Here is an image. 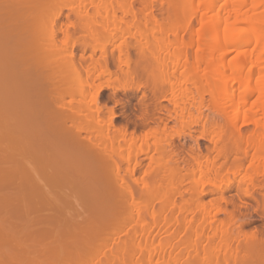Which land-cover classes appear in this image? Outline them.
Masks as SVG:
<instances>
[{"label": "bare ground", "instance_id": "1", "mask_svg": "<svg viewBox=\"0 0 264 264\" xmlns=\"http://www.w3.org/2000/svg\"><path fill=\"white\" fill-rule=\"evenodd\" d=\"M147 1L140 2L141 8L144 6L141 13V8L136 9L128 0H0V193L11 191L14 199L5 206L4 214L27 220L29 231L24 228L23 238L36 243L26 246L24 240L19 258L11 259L9 264H68L94 245L98 248L95 246L96 255H100L111 238L121 239L124 228L135 223L140 231L126 230L129 237L126 239L122 234L126 241L121 239L118 243L124 244L123 256L128 252L127 256L130 255L125 256L127 259L124 257L122 264H186L191 260H197L198 264H264V231L255 228L257 231L246 233L243 230L248 222L238 223L235 213L224 210L230 205L234 208L250 205L240 199L241 205L226 199L227 192L238 188L244 198L257 204L256 208L251 207L253 213L264 220V182L256 184L258 177L264 178V0H232L233 3L231 0H200L204 14L198 21L193 67L189 66L190 55L186 49L194 47V43L180 41L175 35H172L175 39L170 40L168 35L172 30L171 33L176 34L177 27L171 19V11L169 25L164 27L152 16L153 8ZM182 4L184 16L182 14L180 24L188 31L198 16L196 3L182 0ZM260 8L262 11H258ZM54 9L56 13L43 28V16ZM139 14L151 15L152 37L145 31L151 21L146 19V23L141 24ZM123 16H131L139 23H133L134 46L139 48L136 58L131 56V43H124L128 41L124 40V34L132 35V31L126 29L124 33ZM62 18L66 23L60 22ZM150 38L167 54L174 45L182 47L171 53L170 59L168 57L173 71L168 69L169 60L155 57L163 74L177 78V83L181 80L177 87L174 82L169 83L173 95L177 94L171 100L174 111L182 121L193 120L191 108L201 114L205 95H209L212 107L221 109L226 115L222 116L227 117L234 128L242 115L247 120L245 124L258 118L259 112L263 115L261 121L258 118L255 124L252 122L262 132L247 137L242 131H232L228 137L222 128L216 135L220 160H227L235 152L231 147L221 146L231 139L236 143L233 146L237 152L242 151L245 156L252 151V164L245 175H241L243 185L238 186L235 181L243 174L240 160L234 162L233 167L221 164L223 166L215 170L216 164L213 165L211 159L202 162L191 175L196 180L195 187L209 185L212 192L220 194L226 206L223 210L216 206L220 199L207 201L209 207L202 204L200 197L191 200L182 197L180 203L178 199L169 201L166 195L178 186L174 182L178 179H175L178 166L167 171L166 145L169 147L174 135L166 136L164 128H159L162 133L159 129L152 131L153 128L143 134L135 130L129 132L128 125L116 123V106H123V102L108 107L101 99L104 90H111V96L117 98L119 92H139L143 80L150 86L148 78L153 75V79L157 73L153 74L154 62H147L144 56L149 52ZM230 51L237 54L227 61ZM109 54L114 55L113 60ZM205 62L207 67L203 69ZM123 77L127 79L124 87ZM117 78L121 88L111 86L112 80ZM74 80L79 85L77 88ZM152 81L156 87L155 79ZM235 101H238L237 106ZM233 103L234 110L231 109ZM217 112L221 114L220 110ZM195 123L197 120L192 122ZM151 150L158 154L156 159L150 156L157 170L145 174L148 180L134 179L142 165L139 156ZM123 164L128 166L126 175ZM225 171L232 177L226 182L221 178L228 175ZM218 178L222 181L217 182ZM162 181L169 187L162 185ZM138 189L146 192L140 194ZM155 200L162 202V210L158 212L152 210ZM214 207H217L215 212ZM171 208L174 212L178 210L179 215ZM170 209V214H175L173 217L166 216ZM198 211L199 220L206 228L199 225L203 229L197 227L200 231L196 228L190 233L189 224L198 220ZM221 214L225 219L218 218ZM188 216H191L189 221ZM168 225L176 236L164 241L166 232H162V227ZM155 227L158 231H154ZM12 233L9 225L0 224L1 241L12 239ZM103 234L106 237L94 244ZM129 239L132 243L127 244ZM104 253L105 250L100 258L96 256V261L105 257Z\"/></svg>", "mask_w": 264, "mask_h": 264}, {"label": "rangeland", "instance_id": "2", "mask_svg": "<svg viewBox=\"0 0 264 264\" xmlns=\"http://www.w3.org/2000/svg\"><path fill=\"white\" fill-rule=\"evenodd\" d=\"M123 1H126V0H123ZM128 1H131L134 5H135V8L136 9H139V8H141V4H140V2H142V0H128ZM144 1V0H143ZM179 1V0H178ZM177 0L175 1V0H165V1H163L162 2V0H148L147 2L150 4V5H152L151 7L153 8L152 9V16H156V19L159 21V22H161L162 23V25L164 26V27H168V25H169V18H170V13H171V15L172 16H174V17H172L171 16V19L175 22V24H176V28H175V33L176 34H174V32L173 33H171L170 32V34L168 35V37L170 38V40H174L175 38H177V39H179L180 41H183V42H189L190 40L194 43V42H196L197 43V40H198V33H199V31H198V28H199V19H201L202 18V16H203V14H204V12H203V10L200 8V6H199V4H200V0H195V3H196V8L195 9H197V15L199 16H197V18L195 19L194 18V20H193V24H192V27H189L190 28V30L188 29V31H187V29H186V31L182 28V20H183V16H184V9H183V4H182V0H180L179 2H178ZM231 2H232V0H231ZM233 3V2H232ZM140 4V5H139ZM235 5V4H234ZM236 6V5H235ZM142 9V10H141ZM140 9V11H141V13L143 12L144 13V6H142V8ZM170 9V10H169ZM52 11V10H51ZM51 11H48L47 12V14L45 15V16H43V28L44 27H46V25L48 24V22H49V20H51L50 19V16L53 18V16H54V12L55 11H57L56 9H54V11H52L53 12V14H52V12ZM137 11H139V10H137ZM140 11H139V13H140ZM169 11H171L170 13H169ZM258 11H262L261 10V8L258 10ZM257 11V13H259ZM50 13V14H49ZM56 13V12H55ZM65 13H67V11L65 12ZM68 14V13H67ZM182 14H183V16H182ZM120 16H121V14H119ZM142 15V16H141ZM139 14V19H142V20H140V22H141V24H143V23H146L145 21H146V19H149V20H147V22H149V21H151L150 20V14H148V15H144V14ZM201 16V17H200ZM131 16H129L128 18L127 17H124L123 16V31H124V33H125V30L126 29H129V30H131L132 32H131V34L133 35V33L135 34V29L133 30V28H134V25H133V23L134 22H136L137 24H139L138 22H137V20L136 21H134L133 19H132V17L130 18ZM146 17V18H145ZM174 18V19H173ZM62 21H60L62 24H64V23H66V20H65V18H62L61 19ZM48 21V22H47ZM46 22H47V24H46ZM73 22H74V20H73ZM143 22V23H142ZM197 22V23H196ZM135 23V24H136ZM181 23V24H180ZM179 24V25H178ZM129 25H132L131 27L132 28H129L130 26ZM151 25H152V21H151V23L150 24H148V28H147V30H145L146 32H147V35L149 36H153L152 34H154V31H153V27H151ZM127 26H129V27H127ZM145 26V25H144ZM179 26V27H178ZM198 27V28H197ZM145 28V27H144ZM143 28V29H144ZM150 28H151V31H150ZM192 28V29H191ZM177 29V30H176ZM179 29V30H178ZM152 31H153V33H152ZM198 31V32H197ZM127 33H129V32H127ZM127 33H125L124 34V36H126V34ZM149 33V34H148ZM130 35V33L126 36V37H124L123 36V38H124V40L126 41V40H128V41H126V42H124V43H131L130 44V46L132 47H130L129 46V48H130V52H131V56H133V57H135V56H137L138 55V47H136V46H134L135 44V42H136V40H135V36L133 35ZM175 35L176 37L174 38L173 36ZM194 37H193V36ZM149 36V37H150ZM166 35H164V38H166L165 37ZM171 36V37H170ZM61 37H63L62 35H60V38ZM191 37V38H190ZM197 37V38H196ZM59 38V41H61V39ZM131 38H133V39H131ZM181 38V39H180ZM151 39V44H150V49H149V52H147L146 51V55H144L145 56V58L147 57V62H149L150 63V61L149 60H151V63H153L154 62V64H153V66L154 67H152L153 68V70H154V72H153V74L154 73H156L157 74V76H156V74H154V78L152 79V76L153 75H151L149 78H148V80L150 79V86L148 85V83L146 82V80L144 81L143 80V84H142V88H141V90L139 91V92H130V93H125L124 91H123V93H121V92H119V94H118V97L117 98H115V97H112L113 95H112V91L111 90H104L103 92H102V101L106 104L107 103V106L108 107H115V105L117 104V102H119V101H122L123 102V106L122 105H118V106H116V112H117V115H118V117H117V119H116V123H117V125L118 126H127L128 125V130H129V132H133L134 130H135V132L137 133V134H140V133H142L143 134V132L144 133H146L145 131H147V132H149V131H151L152 130V128L154 129V130H152V131H155L156 129H159V128H164V130H165V135L166 136H173L174 135V139L170 142V145H169V147L166 145V147H167V157L169 158V159H167L168 160V164H167V171L169 170V168H174V169H176V167L178 168V169H176V172H177V176H176V178L175 179H177V180H175L174 182L179 186V191H178V189L176 188H174V187H178V186H174L172 189H174L175 191L174 192H177L176 194L173 192V190H168V189H166V190H168L169 191V195H170V193H172L170 196H173L172 198H170V196L169 195H166L167 196V198L169 197V201H170V199H171V201L173 200V201H175V200H179V202L178 201H176V202H178V203H180V200L182 199V197H185V199L187 198H189L190 200L191 199H193V198H195V197H200V198H202L203 200H201L202 201V204L203 205H205L206 207H209V202H207V201H212V200H217V199H220L221 198V196H220V194L219 193H217V192H212V188L209 186V185H204L203 187L200 185V186H198V188L197 187H195L196 186V180H194L193 179V177H191V175H192V173H193V171L197 168L198 169V167H199V165L200 164H202V162H203V164L204 163H206V162H209V160H211L210 162H213V165H214V163L216 164V166L214 165L213 167H214V169L215 170H219V168H221V166H228V167H233V165L235 164V163H237V162H239V160H240V162H241V164L243 165H241V167L243 168H241V173H243V174H240V175H238L237 176V178L235 179V181H236V185H238V186H240V185H243V183L241 182V180L243 179L242 177L245 175V172L247 171V169L251 166V164H252V162H250V161H252V159H253V157H252V151L251 150H249V155H243V152L242 151H236V147L235 146H233V144H236L232 139L229 141V139H225V140H228L229 142H230V144H229V142L227 143V141H226V143L224 142V145L222 144L221 146H223V147H231V149H234V151L235 152H233V154H232V157L230 156L229 158H227V160H225V159H222V160H220L219 159V157H218V155H217V151H218V148H217V146H216V143L215 142H217V136L216 135H218L219 134V130L220 129H222V130H225V132H226V135H228L229 134V132L231 133L232 131H236L237 133L239 132H241V134H243V135H245V136H252V135H254L255 133H258V132H262V130H260V129H257V127H256V125H254L255 124V120L256 121H261L262 120V114H261V112H259V114H257V115H259V119L258 118H254V120L252 121V122H254V124L251 122H247V124H245L244 123V120L245 119H243L244 117H243V115L242 116H240L239 117V119H241L240 120V122H239V120H238V122H237V124L235 125V128L231 125V123H229V120L227 119V117H224V116H226L223 112H222V110L221 109H218V108H216V107H212V105L211 104H213V103H211L212 102V100H210V97H209V95H205L204 96V102H203V106H202V111H201V114H202V116H201V114H198L199 112H197L196 111V109H192L191 108V111H192V113H193V120H192V118L190 119V118H187L186 119V121H187V123H186V121H182L177 115H176V112L174 111V106H173V104H172V102L173 101H171L172 99H173V97L174 96H176L177 94H174L173 95V92H172V90H171V88H170V83L169 82H171L172 84H173V82L175 83V85H176V87H177V85H179L180 83L179 82H181V80L180 81H178V83H177V81H176V79H174V78H169L167 75H165V74H163V72L161 71V69L162 68H160L159 66V64H156V61H155V57H159V58H161V59H167V61L171 58V53L173 54L174 52H175V50L176 51H178L179 49H181L182 47H181V45L180 44H177V48L175 47V45H174V48L173 47H171V48H169L168 49V52H170L169 54H167V51H165L164 49H162V48H159L158 46H157V44L152 40V38H150ZM196 39V40H195ZM102 40H104V39H102ZM123 40V41H124ZM188 40V41H187ZM102 43H103V41H102ZM196 43H194L193 45H194V47L192 46V48H187L186 49V51L188 52V55H190V67H193V65H192V63H193V58L194 57H192V55L193 56H195V54L197 53V46H196ZM126 44V45H127ZM133 44V45H132ZM134 47L136 48V49H134ZM181 47V48H180ZM179 48V49H178ZM110 49V48H109ZM196 51V52H195ZM237 53L235 52V51H230V53H228V55H227V61H229V60H231V59H233V57H235V55H236ZM86 55H88V54H86ZM98 55H100V54H97V56ZM116 55V54H115ZM156 55H158V56H156ZM168 55V56H167ZM79 56H80V54H79ZM89 56V55H88ZM109 56H110V59L111 58H113V56L114 55H112V54H109ZM112 56V57H111ZM99 57V56H98ZM168 57H169V59H168ZM136 58V57H135ZM230 58V59H229ZM111 60H113V59H111ZM171 61L169 60L168 61V65H169V70L171 71H173V64H172V62L170 63ZM183 62V61H182ZM182 62H181V64H182ZM156 65H158V66H156ZM114 66H112L111 65V69L113 70V71H116V70H114L116 67H114ZM203 69L204 68H206L207 67V65H206V62H205V64H203L202 66H201ZM155 68V69H154ZM156 68H157V70H156ZM163 70V69H162ZM156 71V72H155ZM165 75V76H164ZM156 76V77H155ZM177 77H179V74H177L176 75ZM118 78H120L119 76H117ZM159 77V78H158ZM164 77V78H163ZM172 79L171 81L168 79ZM114 79V80H112L113 81V83L111 82V86L113 87H120L122 84H121V82H120V80L119 79ZM167 78V79H166ZM211 78H213V77H211ZM154 80L155 79V81H156V79H159V80H157L156 81V87L153 85V81L152 80ZM214 79V78H213ZM118 80V81H117ZM122 80V79H121ZM127 81V79H125V77H123V87L124 86H126L125 85V83H126V81ZM211 79H208V81H210ZM75 81L76 80H74V82H73V85L75 86ZM212 81V80H211ZM71 82H72V80H71ZM70 82V83H71ZM160 82V83H159ZM77 83H79V82H77ZM145 83H147V85H145ZM207 83V82H206ZM205 83V86L208 84V83H211V82H208L207 84ZM213 83V82H212ZM72 84V83H71ZM81 84V83H80ZM114 84V85H113ZM127 84V83H126ZM77 85V84H76ZM151 85L154 87H152L151 88ZM72 86V85H71ZM79 85H77L76 86V88L78 87ZM146 86V87H145ZM73 87V86H72ZM71 87V88H72ZM190 88H192V86H189ZM121 88V87H120ZM72 89H75V87L74 88H72ZM145 89V90H144ZM149 89V90H148ZM151 89V90H150ZM157 89V90H156ZM194 88H192V90H193ZM156 90V91H155ZM177 90V89H176ZM176 90H175V92H176ZM194 92H195V90H193ZM174 92V93H175ZM177 92H179V91H177ZM176 92V93H177ZM128 94V95H127ZM112 95V96H111ZM179 95V94H178ZM129 96V97H128ZM147 96V97H146ZM110 97H112L111 99H110ZM142 99V100H141ZM236 100V99H235ZM234 102V101H233ZM238 102V101H237ZM236 101H235V105L237 104L238 105V103H237ZM125 103V104H124ZM236 105V106H237ZM232 106V110H234V108L233 107H235L234 106V103L231 105ZM126 107V108H125ZM216 108V109H215ZM218 110H220L221 111V114H220V112H217ZM232 110H230V111H232ZM197 112V113H196ZM231 112H229V114H230ZM234 113V112H233ZM233 113H232V115H233ZM224 114V116H222ZM231 115V114H230ZM143 116H145V117H143ZM170 116H173L172 118L170 117ZM195 116V117H194ZM255 116V117H256ZM175 117H177V118H175ZM199 117H200V119H199ZM243 117V118H242ZM145 119L147 120V121H145ZM176 119V120H175ZM179 119V120H178ZM258 119V120H257ZM194 120H197V122L199 123H195V124H192V122L194 121ZM242 120H243V122H242ZM144 121H145V123H144ZM177 121H179L178 123H177ZM192 121V122H191ZM247 120H245V122H246ZM184 122V124L182 125V123ZM158 125H157V124ZM166 123V124H165ZM162 124V125H161ZM165 124V125H164ZM245 124V125H244ZM180 125H181V127H180ZM238 125V126H237ZM160 126H162V127H160ZM165 126V127H164ZM179 128H178V127ZM191 126V127H190ZM158 127V128H157ZM221 127V128H220ZM231 127V128H230ZM178 128V129H177ZM182 128V129H181ZM190 128V129H189ZM233 128V129H232ZM237 128V130H235ZM161 129H159L160 130V132L162 133V131H161ZM184 129V130H183ZM231 129V130H230ZM149 130V131H148ZM164 130H163V132H164ZM230 130V131H229ZM182 131V132H181ZM209 131V132H208ZM177 134H176V133ZM180 132V133H179ZM170 133V134H169ZM178 134H179V136H178ZM212 134V135H211ZM176 136V137H175ZM182 136V137H181ZM214 136V137H213ZM211 137V138H210ZM216 137V138H215ZM227 137V136H226ZM228 137H230L229 135H228ZM227 137V138H228ZM215 138V139H214ZM214 139V140H213ZM224 140V141H225ZM214 142V144H213V142ZM232 141V142H231ZM234 142V143H233ZM174 144V145H173ZM231 145V146H230ZM174 146V147H173ZM243 146H245V148H246V145L244 144ZM244 148V147H243ZM153 149V148H152ZM169 149V150H168ZM217 149V150H216ZM171 150V151H170ZM175 150V151H174ZM170 151V152H169ZM155 151H153V150H151L149 153H147V155H141V156H139V158H138V160L140 161V163L142 164L140 167H139V170H137V172H136V174H135V176H134V179H138V180H141L140 178H144V179H146V180H148V176L147 175H149V173L151 174V172L154 170H157V165L155 166V164L153 163H151V155L152 156H155L154 158L156 159V158H158V154L155 152ZM126 153V152H125ZM124 153V154H125ZM171 153V154H170ZM173 153V154H172ZM242 153V154H241ZM235 154V155H234ZM240 154V155H239ZM126 155V154H125ZM242 155H243V158H242V160H241V157H242ZM172 156V157H171ZM235 156V157H234ZM238 156V157H237ZM248 156V157H247ZM148 157H150V159L148 158ZM251 159H250V158ZM207 158H209V159H207ZM235 160H234V159ZM240 158V159H239ZM153 159V158H152ZM206 159V160H205ZM216 159V160H215ZM229 159V160H228ZM238 159V160H237ZM142 160V161H141ZM151 160V161H150ZM218 160V161H217ZM231 160V161H230ZM196 161H198V162H196ZM206 161V162H205ZM243 161V162H242ZM195 162H196V164H195ZM201 162V163H200ZM225 162H227V163H225ZM235 162V163H234ZM199 163V164H198ZM219 163V164H218ZM251 163V164H250ZM221 164H223V165H221ZM220 165V166H219ZM230 165V166H229ZM125 166V167H124ZM173 166V167H172ZM175 166V167H174ZM123 174H125L126 175V169H128V166H126V164H123ZM216 167V168H215ZM156 168V169H155ZM182 169V170H181ZM180 170V171H179ZM244 170V171H243ZM126 171V172H125ZM196 171H198V170H196ZM196 171H194V172H196ZM181 172V173H180ZM147 173V175H145ZM179 173V174H178ZM225 173H227V171H225ZM224 173V174H225ZM153 174H155V172L153 173ZM168 174V173H167ZM228 175L225 177L224 175H223V177L221 176V178H223V180L226 182L229 178H232L230 175H229V173H227ZM124 175V176H125ZM179 175V176H178ZM226 175V174H225ZM241 175H243V176H241ZM142 176V177H141ZM145 176V177H144ZM147 176V177H146ZM224 177H225V179H224ZM168 179V178H167ZM193 179V180H192ZM232 180V179H231ZM239 180V181H238ZM181 181H182V183H184V184H182L181 183ZM221 181H222V179H221ZM220 181V178H218L217 179V182H221ZM258 181V182H257ZM163 182V181H162ZM240 182H241V184H240ZM263 182H264V178H262V177H258L257 179H256V184H263ZM194 183V184H193ZM180 184V185H179ZM183 185V187H182V185ZM133 185V184H132ZM162 185H165V187L167 186V184H165L164 182H163V184ZM134 186V185H133ZM164 187V186H163ZM169 186H167V188H168ZM194 187V188H193ZM134 188H136L135 186H134ZM182 188V189H181ZM139 191V193L140 194H144L145 192H146V190L145 189H138ZM162 190V189H161ZM197 190V191H196ZM198 190H200V191H198ZM202 190V191H201ZM206 191V192H204V191ZM172 191V192H171ZM238 191V192H237ZM10 192L11 191H5V192H3V193H0V224H5V225H9L11 228H12V231H13V233L11 234V238L12 239H9L8 241H1L0 240V264H9L8 262H10V261H12L11 259H18L19 258V256H20V254H21V249H22V242L25 240V242H24V244L27 246H29V245H31V246H33V244H36L34 241H29L30 239H25V238H23L24 237V234H25V232H24V230L26 229L27 231H29V227H28V222H26L27 220H24V218H23V220H21V219H18V217L17 216H11V215H8V216H6L4 213V210H5V206L6 205H8L9 203H12V200L14 199V197L10 194ZM162 192H163V194H164V192H165V190H164V188H163V190H162ZM166 193V192H165ZM211 193V194H210ZM217 193V194H216ZM214 194V195H213ZM194 195V196H193ZM205 195V196H204ZM240 196V197H239ZM220 197V198H219ZM225 197H226V199L227 200H234L235 202L237 201L238 202V204L240 203L239 202V200L238 199H240V201H242V202H245V203H247V204H250V205H248V207L247 208H243V207H235L234 208V206L233 205H230V206H228V208H224V207H226L225 206V204L224 203H222L221 202V199L219 200V202H218V204L216 205L217 207H221L220 209H222L223 210V208H224V210L226 209V210H230V211H232L233 213H235V219L236 220H238V221H236V222H238V223H240L242 220L243 221H247L248 222V224L249 225H246L245 226V228H244V230L243 231H245L246 233L248 232V233H250V232H253V230L255 231L256 229H258L259 231H264V220L263 219H261V217H257V215H255L254 213H253V207H257V204L253 201V200H251V199H247V198H244L243 197V195L241 194V192H239V190H238V188L237 189H235V190H233V191H231V192H227L226 194H225ZM229 199H228V198ZM181 198V199H180ZM175 199V200H174ZM196 199V198H195ZM212 199V200H211ZM251 200V201H250ZM126 201L128 202V198H126ZM206 202V203H203V202ZM162 202H161V200H155L154 202H153V209L152 210H154V211H156V212H158V210H162V204H161ZM219 204H221V205H219ZM239 205H241V204H239ZM238 205V206H239ZM217 207H214L213 208V211L214 210H216V208ZM252 207V208H251ZM233 208V209H232ZM249 208V209H248ZM250 208H251V210L252 211H250ZM172 210L174 209V208H171ZM168 210V212H167V214H166V216H168V217H173L175 214H177V212H178V210H175V212H174V210L172 211V210ZM248 209V210H247ZM171 211L173 212V213H175V214H170L171 213ZM228 212V213H231V212ZM238 213H237V212ZM240 211V212H239ZM248 211V212H247ZM160 212V211H159ZM162 212V211H161ZM199 213H200V211H198ZM215 212V211H214ZM251 212H252V214H251ZM240 213V214H239ZM249 213V214H248ZM232 214V213H231ZM179 214H177L176 216H178ZM201 215V213L199 214V218H198V216H197V221L196 222H194L193 224H189V225H191L190 227H189V230H188V232H190V233H192L193 232V230H195L197 227H199V229L201 230V229H203V228H206L205 227V224H204V222L202 221V220H199V219H201L200 216ZM234 215V214H233ZM243 215V216H242ZM246 215V216H245ZM254 215V216H253ZM147 216H148V214H147ZM245 216V217H244ZM252 216V218H250ZM191 217V216H190ZM190 217L188 216V220L187 221H189V219H190ZM223 217V218H222ZM149 218V217H148ZM219 219H221V220H223V219H225V217H224V214H221V215H219V217H218ZM241 218V219H240ZM243 218V219H242ZM169 219V218H168ZM249 220V221H248ZM201 221V223H199ZM242 221V222H243ZM249 222H251V223H249ZM199 223V224H198ZM188 225V226H189ZM199 225H203L201 228H200V226ZM193 226L195 227V228H193ZM207 227H208V225H207ZM25 228V229H24ZM133 228H134V230H138V231H140V227L139 226H137V224L135 223V224H129V226L127 227H125L123 230H124V233H122L123 234V237L125 236L126 237V233H127V231L129 232L131 229L133 230ZM163 229H162V232L165 230V234L166 235H164L163 236V238L162 239H164V241H166V240H172V237H175L176 236V234H175V232L171 229L172 227H171V225L169 226H167V227H162ZM256 228V229H255ZM155 230L154 231H158V228L157 227H155L154 228ZM191 229H192V231H191ZM198 228L196 229V230H199ZM127 230V231H126ZM132 230L130 231V233H132ZM195 230V231H196ZM199 230V231H200ZM126 231V232H125ZM257 231V230H256ZM206 232H208V231H206ZM244 232V233H245ZM174 233V234H173ZM122 234L119 236V237H121V239H125V238H122ZM175 235V236H174ZM104 237H106V234L104 235H99L98 237H97V239L95 240V242H94V244H97L100 240H102ZM129 237V236H128ZM128 237H126V239L128 238ZM116 240V239H119V240H117V242L116 241H114V240ZM121 239L120 238H118V237H113V238H111L107 243V245L104 247V249L103 248H101V250L103 249V251L105 250V253H104V255H105V257L104 256H102V258L99 260L98 258V260L96 261V259H95V257L96 256H101V255H103V254H101V253H103V251H101V253L99 252L100 251V249H99V253H100V255H96V253L95 252H97V251H95V249L97 248V246L96 245H94L93 247H91V248H87V250L82 254V255H79V256H77V257H75V258H73V259H71L69 262H68V264H77V263H81V264H83V263H92L93 262V264H96V262H100L101 264H122V262L121 261H123V259H124V257L126 256L127 258L130 256H127L128 254H129V252L125 255V256H123V243L122 244H118V243H120L121 242ZM126 239H125V241H126ZM130 239H132V238H130ZM129 239V240H130ZM134 239V238H133ZM38 240H40V239H38ZM122 240V241H123ZM35 241H37V240H35ZM155 241L157 242L158 241V238H156L155 239ZM124 242V241H123ZM129 242L130 243H132V240H130V241H127L126 243L127 244H129ZM176 242V241H175ZM125 243V242H124ZM134 243V242H133ZM95 246H96V248H95ZM98 249V248H97ZM111 251H113V252H111ZM126 251V250H125ZM127 252V251H126ZM125 257V258H126ZM100 258V257H99ZM126 258V259H127ZM94 260H95V262H94ZM141 262H145V258L144 257H142L141 258ZM129 264V263H128ZM131 264V263H130ZM186 264H198V261L197 260H191L190 262H187Z\"/></svg>", "mask_w": 264, "mask_h": 264}]
</instances>
